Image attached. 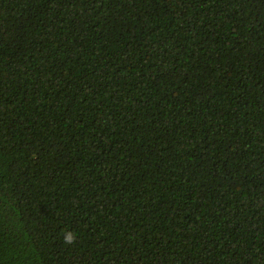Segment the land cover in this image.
<instances>
[{
    "label": "trees",
    "instance_id": "16d2710c",
    "mask_svg": "<svg viewBox=\"0 0 264 264\" xmlns=\"http://www.w3.org/2000/svg\"><path fill=\"white\" fill-rule=\"evenodd\" d=\"M0 264H264V0H0Z\"/></svg>",
    "mask_w": 264,
    "mask_h": 264
},
{
    "label": "clouds",
    "instance_id": "9594fccd",
    "mask_svg": "<svg viewBox=\"0 0 264 264\" xmlns=\"http://www.w3.org/2000/svg\"><path fill=\"white\" fill-rule=\"evenodd\" d=\"M76 239H77L76 235L71 233V232H68V233L64 234V242H65L66 245L75 244Z\"/></svg>",
    "mask_w": 264,
    "mask_h": 264
}]
</instances>
